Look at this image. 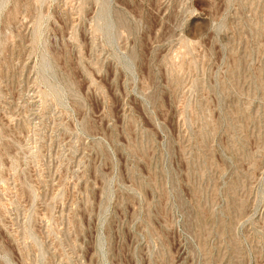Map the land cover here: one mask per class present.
<instances>
[{"label":"rangeland","instance_id":"rangeland-1","mask_svg":"<svg viewBox=\"0 0 264 264\" xmlns=\"http://www.w3.org/2000/svg\"><path fill=\"white\" fill-rule=\"evenodd\" d=\"M0 264H264V0H0Z\"/></svg>","mask_w":264,"mask_h":264}]
</instances>
